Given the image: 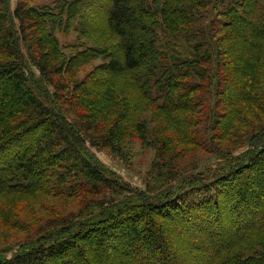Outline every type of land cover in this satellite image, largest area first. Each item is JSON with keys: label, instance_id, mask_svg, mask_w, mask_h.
<instances>
[{"label": "trees", "instance_id": "16d2710c", "mask_svg": "<svg viewBox=\"0 0 264 264\" xmlns=\"http://www.w3.org/2000/svg\"><path fill=\"white\" fill-rule=\"evenodd\" d=\"M31 2L18 0L12 10L10 0H0V220L2 227L9 226L8 237L32 215L43 221L31 228V237L0 246V264H51L81 250L77 242L97 233L100 240L116 236L126 244L139 243L162 260L166 239L155 223L157 237H143V218L154 213L166 221L187 220L200 230L210 221L207 228L217 234L228 227L223 204L234 194L246 209L250 198H261V213L229 231L221 244L223 254L210 255L219 257L216 264H264V0H69L59 10ZM100 11L106 15V30L98 41L91 37L94 27L88 19ZM240 20L250 26L245 38L255 42L256 54L250 58L253 70L261 73L245 76L239 100L245 105L238 101L231 109L226 102L233 86L229 75L238 69L239 59L229 66L225 54L231 46L225 40L239 38L238 30L232 33L235 38L228 35ZM65 27L77 32L76 51H66L56 35V29ZM97 59L102 60L94 72L81 76ZM243 59L244 64L248 59ZM96 70L106 81L130 75V98L136 97L142 111L153 115L140 118L129 97L112 86L102 102L109 116L102 109L92 113L86 101L98 82ZM203 86L213 87L216 98L213 106L200 104L209 122L207 138L193 128L197 99L211 96ZM251 89L254 103L248 98ZM112 99L119 102L116 109ZM179 108L186 111L180 121L171 115ZM113 110L120 112L112 119ZM236 112L239 122L243 113L256 121H244L249 130L236 123L234 149H218L217 164L176 176L159 172L164 165L160 160L172 163L191 146L211 154L212 141L225 138L230 119H235L230 114ZM176 130L186 136H176ZM131 134L144 140L155 137L148 142L157 149L153 168L159 177L152 175L156 179L144 191L103 168L90 151ZM209 142L212 146H206ZM236 147L242 150L235 153ZM37 193L81 203L71 213L44 218L36 206L43 204L42 195L32 201ZM249 209L246 215L253 219L255 212Z\"/></svg>", "mask_w": 264, "mask_h": 264}, {"label": "rangeland", "instance_id": "374dc122", "mask_svg": "<svg viewBox=\"0 0 264 264\" xmlns=\"http://www.w3.org/2000/svg\"><path fill=\"white\" fill-rule=\"evenodd\" d=\"M18 0H10L11 2V9L14 10ZM66 1L69 0H32V5L34 6H45L51 10H59L60 6H62ZM91 9V8H89ZM102 9V8H100ZM88 21L91 25L94 27V32L91 34L92 38H96L98 41L101 36H104L105 30H106V15L103 11H100L99 14H90ZM247 20H240L237 22L234 26V30H232L231 35H228L229 37L235 38V34H232L236 30H238V37L235 40L229 39L225 40L226 45H230L231 48L227 51L228 53L225 54L226 60L229 63L230 67H233L232 63L236 62L239 59V66L237 70H232L231 75H229V78H231V81L233 83V86L229 90L230 93H228V100H226L229 107L232 109L233 105L235 103H238L239 100L243 98L242 88L244 86L243 80L245 79V76L248 75L251 72L254 73H261V70L259 68L254 69V64L251 62V55L254 52V55L256 54L257 47L255 45V42L253 40H249L245 38L246 33L249 32L250 26L247 24ZM66 28V27H65ZM63 28L62 30L56 29V35L58 36L60 43L66 47V51H76V46L80 43L79 40H77V32L75 31H67V28ZM111 44L116 43V39H112L110 41ZM250 51V54L249 52ZM247 57V61L243 62V58ZM102 59H97L93 63L85 66L83 68V71L81 72V76H84L85 74H89L90 72H94V66L101 63ZM232 62V63H231ZM242 63V64H241ZM242 65V66H241ZM237 66V65H234ZM97 73L98 82L91 90V98L88 96L87 103L89 106V110L92 113H98V109L103 110V114L106 112V107L102 105V102L105 101L104 99V91L112 86V89L116 92H119L120 96H128L130 107H134L135 110H139L140 118L147 117L148 119L153 115L150 112L142 111V104L137 102L138 99L136 97H133V95L130 98L129 88H128V82L133 81L132 77L130 75H125L116 79H113V77L109 78L107 81L100 79L101 72L98 70L95 71ZM215 74V73H214ZM217 75V73L215 74ZM206 88L207 94L211 95L209 97L202 96V94L199 96V99L197 103L198 107L192 113L196 115L197 117V125L193 128H196L198 130H203L200 134L208 137L207 134H204V131H206V121L207 119H203L204 116L201 114L202 109H205L203 107H200L201 102L207 103L209 106H213L216 102L215 95L213 94L214 90L213 87L207 88L206 86H203ZM210 92V93H209ZM248 93H250L248 91ZM252 93V94H251ZM250 95L252 96L254 94V91L251 89ZM249 96L250 102L254 103L256 97ZM94 99V100H93ZM121 99V98H120ZM111 102V106H114V109L117 107V103L115 100L109 101ZM126 101H123V103ZM240 102V101H239ZM107 103V102H106ZM240 105H245L243 102H240ZM203 106V105H202ZM219 107L222 108V105ZM119 108V106H118ZM117 108V109H118ZM202 108V109H201ZM210 108V107H209ZM188 109V107L186 108ZM189 111V109H188ZM120 111L113 110V113L111 115V118L113 119L114 113L115 117L119 114ZM184 111L183 109H178L177 111L173 112L171 115L177 119L178 121L183 120L184 117ZM239 113V112H238ZM237 112L236 113H228L230 116H233L235 119L231 120L229 127L227 128V131L225 132V138H223V142H218L217 140H213L212 143L215 145V147L210 148L211 154L209 152L204 151V149H193L191 146L188 152L181 155L178 160H175L172 163H166V158L160 160L162 164H164L162 167L159 168V172L163 174L164 176H167L168 173L173 174L176 176V174H182L185 171L186 173H193L195 170L203 167L206 164H217L219 162V152L218 149L223 148L225 152L228 151L229 147H233L234 144L232 142L237 140L236 135L238 136V130L236 127V123L239 122L236 116H239ZM246 114V113H245ZM244 113L241 116L242 121L239 122V124L244 127L245 129L249 130L250 126H244V121L246 123H250L252 121H256L255 118L245 115ZM109 114H106V117H108ZM183 116V117H182ZM182 117V118H181ZM162 119V118H161ZM187 119V115L185 117ZM163 123H168L165 120H161ZM212 117H210V124L212 125ZM223 123V122H222ZM221 123V124H222ZM169 124V123H168ZM170 125V124H169ZM185 127L187 124H183ZM209 122L207 123V130H208ZM226 126V125H225ZM244 129V130H245ZM245 130V131H247ZM181 135L183 138L186 136V134H183L179 130H176L175 135ZM188 136V135H187ZM153 135L148 136V140L152 141L154 140ZM230 138V139H229ZM147 139H142L138 137L136 134H131L127 136L126 138L122 139L121 141H118L120 143H115L113 145L103 147V146H93L91 147V153L94 155L95 159L99 164L102 165L103 168L111 172L113 175L118 177L120 180H122L125 184L131 185L135 190L144 191L146 190V187L149 185V182L153 179L152 175L158 176V172L153 168V165L157 158V149L155 146L148 142ZM188 140V139H187ZM189 142V140L187 141ZM211 142V141H210ZM207 144L206 146H212L211 144ZM181 146H184L185 144H179ZM227 151H226V149ZM237 148V147H236ZM213 149V150H212ZM241 147H238L235 150V153H238L241 151ZM224 153V152H223ZM218 154V155H217ZM177 156L175 157V159ZM181 159V161H180ZM180 163V166H179ZM197 164L198 168H193V166ZM182 167H186V169H183ZM244 174V173H243ZM162 182V180L160 179ZM166 181V180H165ZM240 181H238L239 183ZM165 183L164 181L162 182ZM237 183V184H238ZM38 199H33L32 201H38L40 198V195L43 197V201H40L41 206H37V209L43 214V217L47 218L50 216H57V215H65L67 213H71L73 210H76L79 206L78 199H71L63 196H50L46 195V193H37ZM33 197V196H32ZM31 197V198H32ZM30 198V199H31ZM261 199V198H260ZM260 199H258L257 196H253L249 199V204L251 208L254 210V218H249L246 214L250 210L249 207L246 209V206L243 203V200L239 199L238 195L234 194V196L230 199V202L227 204H223L224 211L223 215H226V222L227 226L226 231L221 232L217 231L216 233H212L209 231L207 227L210 226V221H207L206 224L202 226L203 230L198 229L194 225H192L187 220L179 221H166L162 217L160 219V216L158 214L151 213L148 215L147 219L143 218L139 224L140 232L143 237L154 235L157 237V233L161 235V237L166 239V250L167 253L165 254V257L161 260L160 257L155 255V253L147 254L148 251H145L143 248V245L141 246L139 243H128L126 244V241L121 240L120 238H116V236H108L103 238L102 240L99 239V233L97 234H90L87 241H78L79 248L81 247L84 251V253L81 250H75L68 256H63L59 260L51 263V264H173V260L175 261V264H216L218 262L219 257H213L210 255L215 253L218 256L219 254H223L225 251V248L222 247V243L225 241L226 237L230 234V232L236 231L240 226L252 222L254 219H256V216H259L261 213V207L259 205ZM238 200V201H236ZM238 202L237 204L234 203ZM48 206L50 208H48ZM229 207V208H228ZM251 209V210H252ZM219 212H221L219 210ZM244 212V213H242ZM218 214V212H217ZM242 214V216L240 215ZM42 217V218H43ZM28 222L25 223L20 227L18 230L12 231V234L8 237V229L9 226L4 225L2 227L1 220H0V246H5L9 244L10 242L14 241H21L27 237H31L30 230L31 228L37 225H41L43 219L38 220V217L36 215H32L27 218ZM154 219V220H153ZM251 220V221H250ZM153 221V222H152ZM154 223L159 228L158 231H155L156 227H154ZM201 228V227H200ZM201 228V229H202ZM7 231V232H6ZM230 231V232H229ZM161 232V233H160ZM199 232V235L197 234ZM90 233V232H89ZM224 233V234H223ZM229 233V234H228ZM193 244V245H191ZM221 245V246H220ZM220 246V247H219ZM222 247V248H221ZM78 248V249H79ZM223 252V253H222ZM81 253L83 255L81 259ZM86 253V254H85Z\"/></svg>", "mask_w": 264, "mask_h": 264}]
</instances>
